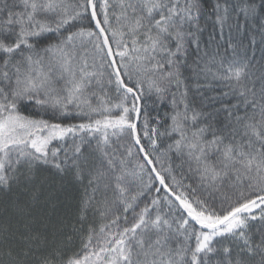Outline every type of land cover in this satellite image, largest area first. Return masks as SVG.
Masks as SVG:
<instances>
[{"label": "snow or ice", "instance_id": "obj_1", "mask_svg": "<svg viewBox=\"0 0 264 264\" xmlns=\"http://www.w3.org/2000/svg\"><path fill=\"white\" fill-rule=\"evenodd\" d=\"M0 264H264V0H0Z\"/></svg>", "mask_w": 264, "mask_h": 264}, {"label": "trees", "instance_id": "obj_2", "mask_svg": "<svg viewBox=\"0 0 264 264\" xmlns=\"http://www.w3.org/2000/svg\"><path fill=\"white\" fill-rule=\"evenodd\" d=\"M212 30V26L211 24L209 23V26H208V29L207 31L205 32L204 34V39L206 40L207 39V34L209 31ZM225 37L227 38V30L225 31ZM221 44L223 45V41L221 42ZM248 55H254L255 59L253 61V63H256L260 60V57H261V53H260V50H259V45H257V48H256V51L255 53L253 54L252 50L249 49L248 50ZM69 121H65V123H68ZM180 171L181 170H177V175L179 177L180 175ZM185 173H186V168L184 169ZM184 183L188 184V183H191L193 185V187H196L197 186V178L195 176H193L192 174H187V178L184 180ZM48 194V189L45 188L41 191L40 193V202H38L37 204V207H41L42 206V202L44 200V198L47 196ZM70 195L71 196V205L74 207L76 201L78 200L79 198V195H80V192L79 190H72L70 193H61V194H58V197L63 200L65 202V204H68L69 201H67L65 199L66 196ZM142 206V205H141ZM64 211V208L62 207L61 208V212Z\"/></svg>", "mask_w": 264, "mask_h": 264}]
</instances>
